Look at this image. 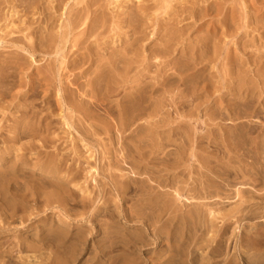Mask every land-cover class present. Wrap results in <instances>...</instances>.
<instances>
[{
	"label": "rangeland",
	"instance_id": "rangeland-1",
	"mask_svg": "<svg viewBox=\"0 0 264 264\" xmlns=\"http://www.w3.org/2000/svg\"><path fill=\"white\" fill-rule=\"evenodd\" d=\"M135 1L100 0L105 18L99 32L87 38L94 41V60L67 69L66 62L86 50L79 48L78 35L58 36L66 30V10L42 0L26 13L24 4L0 0V36L12 41L0 43V50L19 64L6 69L15 75L0 99V264H264V70L259 76L245 61L231 70L235 56L243 60L256 49L264 54V21L262 26L255 21L258 12L264 20V0H214L205 18L178 16L190 5L186 0ZM137 6L141 10L133 23L139 40L133 42L123 18L137 13ZM30 24L38 37L48 38L44 48L63 50L22 49L37 36L25 30ZM125 48L133 60L130 73L106 69L97 77L98 65ZM193 51H204V61H194ZM179 72L190 79L179 81ZM163 76L166 86L160 85ZM44 77V85L36 84L37 91L25 97ZM93 78L105 80L92 93ZM244 79L245 87L262 93L246 108L241 103L247 91L237 89ZM132 80L155 84L148 110L154 114L149 122L144 116L124 127L120 109ZM65 86L89 92L83 97L97 103L89 108L100 121L80 122L82 115L73 113L67 126ZM22 113L23 126L51 119L48 137L54 142L43 146L46 132L12 140L11 127ZM62 154L66 161L57 168ZM57 184L70 190L61 201L55 198Z\"/></svg>",
	"mask_w": 264,
	"mask_h": 264
},
{
	"label": "bare ground",
	"instance_id": "bare-ground-1",
	"mask_svg": "<svg viewBox=\"0 0 264 264\" xmlns=\"http://www.w3.org/2000/svg\"><path fill=\"white\" fill-rule=\"evenodd\" d=\"M6 1V0H5ZM8 2H18L19 4L23 5L24 4V11H26V13L29 12L30 8L31 9H37V6H38V3L39 1H42V0H35L36 3H30L28 2L27 0H7ZM100 0H75L74 3L70 4L68 6V3H69V0H51L52 3L56 2V4L52 5V9L53 8H61V10H66L65 12H62V15H66L65 18H66V22L63 24L62 28L65 27L66 30H65V33L63 34H58V36L62 35L63 37H67L68 34H76L78 35L79 37L77 38V42H78V39L79 38H82V47H79V48H82L86 51L82 52V53H78L77 55V58L75 60H72V61H68L66 62V66L64 68H67L69 69L70 68V65H74L76 66L77 64H80L81 66H83L85 64V62H90L92 63V61L94 60L93 58V55H94V52L92 50V46L94 44V41H87V38H90L92 37L99 29L100 27V22L105 18V12L101 9V5L99 3ZM135 1V0H134ZM137 1V0H136ZM135 1V2H136ZM143 1V0H141ZM154 1V0H153ZM185 0H183L184 2ZM187 2L190 1V5L189 6H184L179 12H177L178 16H181V15H188L189 17H192V18H205L206 16H209L211 14V10L216 6V1L214 0H186ZM250 1V0H249ZM2 2V1H1ZM130 2V1H129ZM152 2V1H151ZM150 2V4H151ZM251 2H253L255 4L256 0H251ZM263 2V1H262ZM3 3V2H2ZM161 3H167V0H162ZM201 3L205 4L202 8H201ZM245 3H247V1H245ZM26 4V5H25ZM159 4V3H158ZM181 4V3H180ZM129 5V4H128ZM183 4H181L182 6ZM68 6V7H67ZM11 7L15 10V14H17L16 12H18L16 9H17V5L16 3L13 5H11ZM44 7V6H43ZM67 7V8H66ZM154 7V6H153ZM176 7V6H174ZM145 8H147V6H145ZM231 8V6H230ZM35 9V10H36ZM137 9H138V12L137 13H134L133 15H130L129 17H126V18H123L124 19V22H125V26H126V23H127V26L128 27H131L132 28V32H133V35L132 37H134V35H136L138 32L136 30V26L135 24L133 23V21H137L138 20V16H139V9L141 10V6H137ZM256 10V9H255ZM262 10V9H261ZM43 12V11H42ZM258 12V11H257ZM185 13V14H184ZM260 13V12H258ZM257 13V16L255 18V21H256V24L257 26H259L261 23H263V17H259L260 15H258ZM33 14H36V11L33 13ZM54 14V13H53ZM52 14V15H53ZM122 14H124V12H122ZM171 14V13H170ZM169 14V15H170ZM250 14V13H249ZM261 14V13H260ZM1 15V14H0ZM16 16V15H15ZM25 16V15H24ZM148 16V15H147ZM150 16V15H149ZM249 16V15H248ZM150 18V17H149ZM191 18V19H192ZM137 19V20H136ZM147 19V18H146ZM226 19H228L227 17H225V20L224 22L226 21ZM231 21L232 22H235L236 21V18H235V15H231ZM61 20V19H60ZM166 20V19H165ZM190 20V18H189ZM108 21V19L106 20ZM162 21V20H161ZM35 23V21L33 22ZM250 24V23H249ZM33 24H30L28 27H25V30H28V33H30L31 35H37V36H33V40H32V43H23L24 46L22 47V49H27L30 53H35L37 50H40V51H44V52H47V53H51L52 51H54V53L56 54H59V51H62L63 50V46H57V48L55 49L53 47L52 50L51 49V46H47V48H44L46 47V43L44 42L43 39H45L46 37L45 36H40L38 37V30L36 29L35 26H32ZM56 25V24H55ZM264 25V24H263ZM126 26V27H127ZM262 26V24H261ZM20 27V26H19ZM122 27V25H121ZM200 27V26H199ZM255 27V25H254ZM56 29V28H55ZM142 29V28H141ZM255 29V28H254ZM24 30V31H25ZM143 30V29H142ZM105 31V30H104ZM103 31V32H104ZM99 32V31H98ZM131 32V33H132ZM105 33V32H104ZM50 34V33H49ZM100 34V33H99ZM218 34V33H217ZM98 35V34H97ZM96 35V36H97ZM177 35V34H176ZM256 35V34H255ZM103 36V35H102ZM168 37V36H167ZM258 37V35H257ZM39 38V41H37ZM97 38H99L97 36ZM102 38V37H101ZM48 39V38H46ZM134 41L133 42H137L139 40V37H134L133 38ZM63 41V40H62ZM61 41V42H62ZM12 42L11 40H7L6 36H0V43L4 44V43H10ZM258 42V41H257ZM169 43V40H167L165 42V45L167 44L168 45ZM50 44V43H49ZM78 44V43H77ZM80 46V45H78ZM77 46V47H78ZM49 47V48H48ZM167 47V46H165ZM205 47H206V44H205ZM245 47V46H244ZM246 48V47H245ZM125 52H122V53H118V54H115V53H111V58L109 61L107 62H103V64H99L96 71H94L95 73H98V76L99 77L101 74L100 72L103 74V72H105L106 69H116L115 72L118 71V75L119 76H123L125 74H128L130 73V67L132 68V63H133V60L131 57H128L126 55V52H128V49L125 48L124 49ZM257 52H250L247 57H244L243 60L237 56H235L233 58V60L231 61L232 63V66L231 67V70L234 72L235 70L234 69H238V68H242V66L245 64V63H251L253 66L255 65L257 67V71H258V74L260 76V72H262L261 70H264V54L263 52L260 50L258 51V49H256ZM131 51V50H130ZM246 51V49L244 50ZM96 52V51H95ZM142 52V51H141ZM162 52V51H161ZM187 52V51H186ZM204 51H196V52H191L190 56H192L193 58L192 59H196L194 61H197V62H203L204 61V56H203V53ZM211 52V51H210ZM110 53V52H109ZM131 53V52H130ZM155 53L157 54H160V50L159 51H156ZM163 53V52H162ZM190 53V52H187V54ZM199 54V55H196V54ZM244 53V52H243ZM135 54V53H134ZM141 54V53H140ZM144 54V53H143ZM244 55H246V53H244ZM136 56V55H135ZM195 56V57H194ZM166 57V56H165ZM210 57V56H209ZM245 61V63H244ZM173 63V62H172ZM171 63V65H172ZM189 63V62H187ZM94 64V62H93ZM120 64H122V68L119 66ZM0 65H2L1 69H0V99H3L5 96H6V93L8 91V88L7 86H9V83L8 85H6L5 83L8 82V78L9 77H12L14 76V72H7L6 69H8V67H10L9 65H12V67L14 68L15 66H19L18 63L12 61V59H9L8 56H3L2 55V52L0 50ZM97 65V64H96ZM142 65V64H141ZM179 64L176 63L174 64V67H179L178 66ZM189 65V64H188ZM184 67V66H183ZM196 65H193L192 68H195ZM181 68V67H179ZM234 68V69H233ZM187 70H190L189 68H187ZM182 71V70H181ZM186 71V70H185ZM114 72V71H112ZM146 72V71H145ZM198 73V71H196ZM237 72V71H236ZM188 73V72H187ZM34 74V73H33ZM114 75V74H112ZM194 75V74H193ZM202 75V74H201ZM207 76V75H206ZM236 76L239 78L241 77V73L237 72L236 73ZM262 76V75H261ZM105 77V76H104ZM164 77V76H163ZM189 77V75H184L183 76V73L182 72H179V78H177L179 81H184ZM29 78V77H28ZM249 78V77H248ZM46 79L48 80V78L44 77L42 79H37V80H33L34 83L31 84L30 86V89L29 91H25V97H29V92L31 91H37L36 90V84H38L39 86H42L44 85L43 83L46 82ZM190 79V78H188ZM32 80V79H31ZM105 79H99V81L97 79H92L88 84L90 85L91 87V91L92 93L94 92V87H96L95 89H97V87H101L102 85V82L104 81ZM120 80V79H119ZM31 81V82H33ZM168 81V78L166 79L164 77L163 81H160V85H163V86H166V83ZM71 82V80L69 81ZM122 82V81H121ZM238 82V81H237ZM134 84V81L132 80V84H131V89L124 95L123 97V100L125 101V104L124 105H121V109H120V116L121 117H126L127 121H125L123 123V126L124 127H127L128 124L130 122H132L133 120H135L136 118H142L144 116V118H147L146 121L149 122V118L150 116H152L154 113V109H152L151 111H148L149 108L152 106V94L156 91L155 88V84H146V83H137L135 85ZM248 83V80L246 81L245 79L243 81L240 80L238 86H237V89L238 91H247V99L245 102H242L241 105L243 107H248V106H251L252 105V99L256 98V99H259L262 97V93L258 94L255 93L254 91V88L251 87V86H247L245 87ZM6 85V86H4ZM95 85V86H94ZM122 85V84H121ZM182 85V84H180ZM94 86V87H93ZM179 86V84H178ZM209 86V85H208ZM47 87V86H46ZM172 88V87H171ZM40 89V88H39ZM125 89V88H124ZM181 90V89H180ZM178 89V91H180ZM121 91V90H120ZM193 91L195 92L196 91V88L193 89ZM89 92L87 91H84L82 94L79 93L77 90H76V93L71 89L69 88V86H65L63 87V92H62V96H63V99H64V103H62V106L65 105V108H66V113L63 116L64 118V122L67 126H72L73 122H72V118H74V115L73 113H78V114H81L82 118L79 117V121L80 122H83V119H88V120H93V119H96L97 121H100V119L98 118V114L90 111V108L89 107H96L97 106V103L95 101H89V100H86L83 96H86L88 95ZM175 93V92H174ZM180 93V92H179ZM84 94V95H83ZM178 95V94H177ZM206 95V94H205ZM74 96V97H73ZM158 96V95H157ZM180 96V94H179ZM24 97V98H25ZM51 97V95L49 96H43V99L44 98H47L49 99ZM53 97V96H52ZM95 97V96H94ZM168 97V96H167ZM162 98V96H161ZM160 98V99H161ZM175 98V97H174ZM189 101V99H187ZM87 101V102H86ZM187 101V102H188ZM231 101H235V98ZM260 101V100H258ZM25 102V101H24ZM180 102V101H179ZM49 104H51V101H48ZM123 103V101H122ZM89 104V105H88ZM161 104V103H160ZM163 104V103H162ZM182 104V103H181ZM184 104V103H183ZM156 105V104H155ZM234 105L237 106V103L234 102ZM51 106V105H50ZM254 106V105H252ZM101 107V106H100ZM59 108V107H58ZM63 108V107H62ZM28 109V107H27ZM48 109H51V107H48ZM96 109V108H95ZM256 109H254L253 112H256ZM69 111V112H68ZM25 112V111H23ZM52 112V110L50 111ZM157 112V111H156ZM28 112L26 111L25 112V115L28 116ZM31 114H33L34 116L36 115L35 112H32ZM19 115V114H18ZM17 115V116H18ZM22 117H24L23 113L22 115L16 117L15 119V125L13 127H11L13 130H14V136L12 135V140H17L20 136L22 135H27V136H31V137H36V136H42L45 132L46 134L44 135V142H43V146H45V144L47 143H50V142H54V139L52 138H49L48 137V134L50 132H53L52 129L54 128V126L52 125V120H48L47 118L45 117H41L44 121H46V123H41V124H38V123H34L32 126L28 127V126H23L21 124V119ZM94 117V118H93ZM30 118V117H29ZM39 120V119H38ZM121 127V126H120ZM80 128H82V126H80ZM126 129V128H125ZM112 130V129H111ZM153 131V130H152ZM135 134V133H134ZM140 135V134H139ZM141 140V139H140ZM143 141V140H141ZM90 146V145H89ZM13 151V150H12ZM20 152V151H19ZM13 154V153H12ZM57 157H55L56 159ZM158 158V157H157ZM52 160V159H51ZM123 160V159H122ZM126 160V159H125ZM66 159L64 158V155L62 154V157L61 158H58L57 162L54 163V166L59 168L60 166V162H65ZM138 161V160H137ZM126 162V161H125ZM94 168V167H92ZM97 169V168H95ZM59 170V169H58ZM92 170V169H91ZM156 170V169H155ZM62 171V170H61ZM2 173H4L2 171ZM7 173V172H6ZM174 173V172H173ZM12 174V173H11ZM19 174V173H18ZM10 175V174H9ZM5 176V175H4ZM20 176V174H19ZM5 178V177H4ZM139 178V177H138ZM178 178V177H177ZM17 179V178H15ZM6 180V179H5ZM158 180V179H157ZM181 180V179H180ZM19 181V179L17 180ZM16 182V181H15ZM21 182V181H19ZM58 182V181H57ZM142 182L144 183V181L142 180ZM9 184L11 183V181L9 180L8 182ZM161 183V182H159ZM210 183V182H209ZM21 184V183H20ZM15 185V184H14ZM150 185V184H149ZM57 187H59V191L55 193L56 195V200L57 201H61V198L63 195H65L66 192H70V190L68 188H66L63 184H57L56 185ZM127 186V185H126ZM17 186L15 185V188ZM72 187V186H71ZM196 187V186H195ZM14 188V186H13ZM19 188H22V187H19ZM24 188V186H23ZM142 188V187H141ZM153 186L150 185V189H152ZM149 191V190H148ZM1 193V192H0ZM79 196V195H78ZM61 197V198H60ZM1 198V197H0ZM26 198V197H25ZM60 198V199H59ZM64 200V198H63ZM177 208H175L174 211H177L176 210ZM164 210H166V208H161L160 209V212H158V217H160L162 215V213L164 212ZM150 212L146 214V216L144 217L145 218V221L146 220H150L151 216H152V211L153 209H150L149 210ZM143 214V213H142ZM179 214V213H178ZM186 215V214H185ZM143 218V217H142Z\"/></svg>",
	"mask_w": 264,
	"mask_h": 264
}]
</instances>
